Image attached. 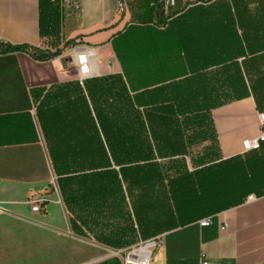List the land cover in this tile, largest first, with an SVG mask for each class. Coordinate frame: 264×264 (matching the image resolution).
I'll return each mask as SVG.
<instances>
[{"label": "crops", "instance_id": "1", "mask_svg": "<svg viewBox=\"0 0 264 264\" xmlns=\"http://www.w3.org/2000/svg\"><path fill=\"white\" fill-rule=\"evenodd\" d=\"M214 1L177 0L168 12L159 5L164 22L151 25L165 31L172 15ZM231 1L230 9L216 7L235 25H204L213 33L191 39L194 53H180L183 66L186 59L195 67L210 62L200 75L183 73L201 78L192 82L195 93L222 101L201 127L206 136L191 142L193 129L183 128V154L169 153L171 134L159 125L170 118L152 113L160 154L138 168L113 160L107 166L104 114L94 112L105 99L93 81L123 75L113 40L142 13V0H130L126 16L117 0H0V45L26 47L0 48V264H125L126 253L151 239H158L151 264H200L201 251L209 264H264V196L189 222L177 212L170 183L245 157L251 152L243 153V141L262 131L264 0ZM78 46L94 50L97 64L82 86ZM38 200L42 211L34 212ZM206 218L212 223L202 227Z\"/></svg>", "mask_w": 264, "mask_h": 264}, {"label": "trees", "instance_id": "2", "mask_svg": "<svg viewBox=\"0 0 264 264\" xmlns=\"http://www.w3.org/2000/svg\"><path fill=\"white\" fill-rule=\"evenodd\" d=\"M153 1L157 0H142V13L113 40L123 75L93 81L96 94L105 99L104 105L100 103L102 107L94 105V112L97 117L98 111L104 114V122L101 120L100 125L106 136L107 166L109 160L118 166L135 164L138 168L155 161V152L160 154V150L155 141L157 126L151 123L152 113L168 115V125H159L165 133L171 134L173 146L167 151L183 154L185 148L179 144L185 132L183 128L193 129L191 142L204 138L206 133L201 127L211 123V109L222 104L215 93L194 92L192 82L201 78L194 77V74L183 76L187 70L192 73L197 70L195 74L200 75L209 68L210 62L199 60L195 67L192 59H186L183 66L180 53H194L191 39L208 36L214 31L204 25L234 23L231 14L220 12L216 7L230 9L234 2L216 0L211 3V8L197 6L176 13L171 16L169 27L162 31L151 25L154 20L164 22L163 11L158 4L152 5ZM0 48L5 52L26 49L25 46L4 45ZM40 57L46 59L48 56ZM189 82L191 85L187 87ZM79 85L82 86L80 82ZM88 91L92 100L93 89L88 88ZM233 95L236 99L242 94L234 92ZM170 183L177 212L185 216V221L193 222L214 215L242 204L251 194L264 196V149L191 173H181Z\"/></svg>", "mask_w": 264, "mask_h": 264}, {"label": "built area", "instance_id": "3", "mask_svg": "<svg viewBox=\"0 0 264 264\" xmlns=\"http://www.w3.org/2000/svg\"><path fill=\"white\" fill-rule=\"evenodd\" d=\"M60 4H65L68 0H53ZM75 3H80L83 0H73ZM201 0H187L186 5L192 4H201ZM160 5L165 11H170L176 8L177 0H157L153 1L152 5ZM130 0H117V9L120 14L126 16L129 13ZM161 29H164L162 26ZM77 52L76 58V68L78 79L81 84L92 77L93 75V55L95 56L94 50L78 46L75 48ZM259 120L262 126V131L259 136L255 138L246 139L243 141V153L262 151L264 149V112L259 113ZM254 195H250L246 201L250 202L255 200ZM43 200H38L34 202L33 211L41 212L42 211ZM211 218H206L200 222L202 227H207L211 225ZM158 245V239H151L145 242H141L138 246L132 248L124 257L125 264H151L153 260L154 249ZM150 252V254H149ZM200 264H209L207 255L205 251L200 253Z\"/></svg>", "mask_w": 264, "mask_h": 264}, {"label": "bare ground", "instance_id": "4", "mask_svg": "<svg viewBox=\"0 0 264 264\" xmlns=\"http://www.w3.org/2000/svg\"><path fill=\"white\" fill-rule=\"evenodd\" d=\"M95 56L93 55V60H92V65H93V70H96L97 69V64H96V61L94 60ZM150 254V252H149Z\"/></svg>", "mask_w": 264, "mask_h": 264}, {"label": "rangeland", "instance_id": "5", "mask_svg": "<svg viewBox=\"0 0 264 264\" xmlns=\"http://www.w3.org/2000/svg\"><path fill=\"white\" fill-rule=\"evenodd\" d=\"M255 95L257 96V93H255Z\"/></svg>", "mask_w": 264, "mask_h": 264}]
</instances>
